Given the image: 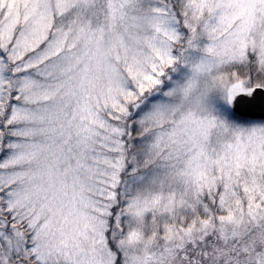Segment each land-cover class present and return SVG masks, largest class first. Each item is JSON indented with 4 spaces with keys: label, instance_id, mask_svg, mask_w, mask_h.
<instances>
[{
    "label": "snow or ice",
    "instance_id": "snow-or-ice-1",
    "mask_svg": "<svg viewBox=\"0 0 264 264\" xmlns=\"http://www.w3.org/2000/svg\"><path fill=\"white\" fill-rule=\"evenodd\" d=\"M0 264H264V0H0Z\"/></svg>",
    "mask_w": 264,
    "mask_h": 264
}]
</instances>
